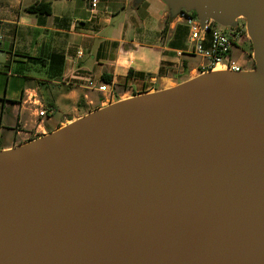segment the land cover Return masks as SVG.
<instances>
[{
  "label": "water",
  "instance_id": "obj_1",
  "mask_svg": "<svg viewBox=\"0 0 264 264\" xmlns=\"http://www.w3.org/2000/svg\"><path fill=\"white\" fill-rule=\"evenodd\" d=\"M166 1L203 23L246 17L256 69L1 152L0 264H264V0Z\"/></svg>",
  "mask_w": 264,
  "mask_h": 264
},
{
  "label": "crops",
  "instance_id": "obj_2",
  "mask_svg": "<svg viewBox=\"0 0 264 264\" xmlns=\"http://www.w3.org/2000/svg\"><path fill=\"white\" fill-rule=\"evenodd\" d=\"M37 4L50 11L29 10ZM188 34L166 0H98L96 8L89 0H0V149L205 73ZM104 82L111 102L99 90Z\"/></svg>",
  "mask_w": 264,
  "mask_h": 264
},
{
  "label": "built area",
  "instance_id": "obj_3",
  "mask_svg": "<svg viewBox=\"0 0 264 264\" xmlns=\"http://www.w3.org/2000/svg\"><path fill=\"white\" fill-rule=\"evenodd\" d=\"M89 4L91 8H96L98 0H89ZM193 11L181 9L178 12L180 18L183 19L189 28V53L198 55L206 60V64L203 66V69H207L206 72L213 71L219 66L233 73L245 72L235 59L233 51L238 43L239 33L244 30V27H247V24L239 26V18L235 20V23L230 28L215 19H208L203 23L197 13H193ZM179 54L183 55V52H179ZM255 69H251V71ZM99 90L106 93L107 101L111 102L114 100V92L108 83H102L99 86ZM48 111L47 108L40 109L39 116L41 118L46 117Z\"/></svg>",
  "mask_w": 264,
  "mask_h": 264
},
{
  "label": "rangeland",
  "instance_id": "obj_4",
  "mask_svg": "<svg viewBox=\"0 0 264 264\" xmlns=\"http://www.w3.org/2000/svg\"><path fill=\"white\" fill-rule=\"evenodd\" d=\"M238 23L239 26H245L247 24V19L244 16L238 17ZM231 25H228V28H230ZM240 36L238 38V43L234 48V57L235 59L240 63L242 68L246 71V73H250L251 69H255L256 66V48H254V51L252 49V43L253 40L249 34L248 28L244 27V30L241 31ZM222 67H218L215 70L211 71L210 73H219V72H225ZM208 72H206L207 74ZM203 73L200 72L198 75H196L194 78L201 76ZM145 95V94H144ZM134 98V97H132ZM132 98H128L125 100H129ZM122 100V101H125ZM121 102V101H118ZM4 150L0 149V153L3 152Z\"/></svg>",
  "mask_w": 264,
  "mask_h": 264
},
{
  "label": "trees",
  "instance_id": "obj_5",
  "mask_svg": "<svg viewBox=\"0 0 264 264\" xmlns=\"http://www.w3.org/2000/svg\"><path fill=\"white\" fill-rule=\"evenodd\" d=\"M29 10L30 11H34V12H40V11H50V9L46 6H43L41 4H37V5H33V6H30L29 7ZM193 13H195V11H193ZM252 49L254 51V46H253V43H252Z\"/></svg>",
  "mask_w": 264,
  "mask_h": 264
},
{
  "label": "bare ground",
  "instance_id": "obj_6",
  "mask_svg": "<svg viewBox=\"0 0 264 264\" xmlns=\"http://www.w3.org/2000/svg\"><path fill=\"white\" fill-rule=\"evenodd\" d=\"M217 68H218V67H217ZM37 141H38V140H37ZM37 141H36V142H37ZM20 148H21V147H20ZM16 150H19V149H18V148H17V149H16V148H15V149H9V150H6V152H9V153H10V152H14V151H16Z\"/></svg>",
  "mask_w": 264,
  "mask_h": 264
}]
</instances>
